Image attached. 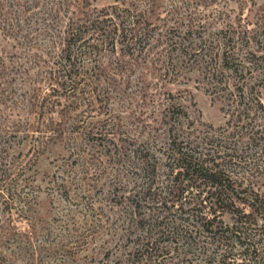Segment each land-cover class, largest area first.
I'll list each match as a JSON object with an SVG mask.
<instances>
[{
    "label": "rangeland",
    "instance_id": "rangeland-1",
    "mask_svg": "<svg viewBox=\"0 0 264 264\" xmlns=\"http://www.w3.org/2000/svg\"><path fill=\"white\" fill-rule=\"evenodd\" d=\"M116 1L0 0V264H131L119 231V221H128V205L116 206L113 191L117 183L132 192L130 187L139 181L123 156L131 155V141L151 139L152 145L161 146L165 116L180 105L197 130L227 122L224 103L206 91L200 71L185 65L174 76L177 72L169 62H160L159 54H167L171 39L183 37L181 24L190 21L213 28L214 37L215 29L225 27L264 30V0H158L148 19L158 28L160 41L144 58L126 54L119 45L82 60L75 71L85 82L73 97L50 93L49 77L59 70L71 21ZM253 47L262 65L263 34ZM178 56L174 52L170 58ZM257 177L255 188L264 192V174ZM160 183L172 185L162 179ZM6 184L10 195L4 191ZM118 191L119 196L128 193ZM195 194H184L188 209H194L189 203H196ZM19 197L28 202L29 212L13 202ZM88 198L98 209V220L85 210ZM237 206L251 212L244 202L237 201ZM141 215L135 222L155 217L146 208ZM107 219L99 234L87 232L86 222ZM222 220L233 223L229 214ZM207 248L209 258L197 264H219L217 258L226 253H217L213 244ZM238 249L236 264H257L249 260L250 253H244L247 260L239 258L243 253ZM263 253L264 248L257 254Z\"/></svg>",
    "mask_w": 264,
    "mask_h": 264
},
{
    "label": "trees",
    "instance_id": "trees-1",
    "mask_svg": "<svg viewBox=\"0 0 264 264\" xmlns=\"http://www.w3.org/2000/svg\"><path fill=\"white\" fill-rule=\"evenodd\" d=\"M116 3L100 11L83 12L81 18L71 21L59 70L49 77L50 93L69 98L80 92L78 86L85 81L75 70L86 58L113 52L119 45L126 54L144 58L160 41L158 28L148 19L151 10L158 8V0ZM181 26L183 37L171 39L167 54H159L160 62H169L177 72L174 76L181 66L196 67L207 80L206 91L224 103L227 122L217 129L204 125L197 130L180 105L165 116L166 137L161 146L152 145L151 139L146 143L131 141V155L123 156L131 162L130 169L139 181L130 187L132 192L120 189L117 183L113 186L118 198L115 205H128V221H119L122 244L131 264H197L200 259L206 262L208 244H213L217 253H226L217 258L219 264L228 260L236 264L237 248L243 253L239 258L247 260L245 254L250 253L249 260L259 264L257 261L264 260L257 254L264 248V192L255 188V183L257 176L264 174V62L259 64L252 48L259 44L264 30L225 27L215 29L214 37L213 28L192 21ZM174 52L179 55L177 59L170 58ZM82 84L88 87V83ZM161 179L172 185L165 188ZM4 186L10 195L9 184ZM118 190L128 193L119 196ZM191 191H196L192 199L196 203H189L194 209L186 207L184 197ZM177 200H182L179 206ZM237 201L248 205L251 212L240 209ZM10 202L5 206L7 211ZM13 202H19L24 212H29L28 202L21 197ZM85 206L89 217L98 220L93 201L88 198ZM144 208L153 211L155 217L150 222L144 217L135 222ZM225 214L232 215L231 225L224 224ZM71 215L72 211L66 217ZM107 221L86 222V230L99 234ZM3 223L0 220V225Z\"/></svg>",
    "mask_w": 264,
    "mask_h": 264
}]
</instances>
